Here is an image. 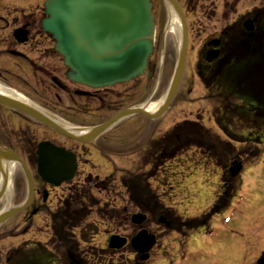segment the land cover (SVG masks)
I'll use <instances>...</instances> for the list:
<instances>
[{"label":"rangeland","instance_id":"obj_1","mask_svg":"<svg viewBox=\"0 0 264 264\" xmlns=\"http://www.w3.org/2000/svg\"><path fill=\"white\" fill-rule=\"evenodd\" d=\"M2 1L14 9L3 11L4 41L0 48L4 50L0 49V62L4 68L0 69L3 79L0 78L1 87L15 90L30 105L54 116L58 122L81 129H89L128 108L143 106L147 108L152 103H157L158 106L162 104L177 67L182 37L179 19L177 18L178 31L170 25L174 13L166 0H151L159 33L155 51L150 58V77L144 75L132 82L105 89L75 85L66 79V68L61 56L54 51L53 41L44 35L45 33L39 34L34 29L37 24L43 32L41 20L45 16L46 0ZM262 1L256 0L258 3ZM219 4L220 2L218 7H210L213 15L210 22L201 19L202 14L198 16L196 13L191 14V10L185 11L189 45L183 82L186 81L190 85L192 82L193 94L177 93L169 110L158 120H151L139 114L121 121L94 143L93 146L101 147L103 156L92 146L83 148L84 154L79 160L77 176L72 182L74 185L76 181L87 177L114 178L116 191L109 199L113 206L111 211H117L118 218L120 213L122 218L127 219L131 228V217L140 213V210L136 209L133 200L129 203L128 199L126 200L122 186L118 182L122 177L128 181L137 179L139 182L149 183L152 190L150 188L148 190L156 193L153 195L160 196L165 206L167 204L170 208L174 207V210H168L170 215L183 222L185 225L181 226H185L184 230L187 232L181 230L182 234L178 238L177 234L172 233L173 227H167L163 222H159L160 219L154 215L147 216L144 227L155 234L158 241L150 251L151 258L146 264H168L165 261H169L166 258L170 257L175 258L170 261L181 262L215 261L224 257L225 251L235 248L240 243L244 244L242 261H251L255 251L264 248V144L261 143L260 148H257L251 143L230 140L212 118V113L217 114L219 118L222 117L218 110L221 106L214 105L215 95L207 92L193 75L197 54L199 50H205L203 41L205 33L222 18L223 10ZM245 6L247 4L241 8ZM22 23L29 24L30 37L25 44L18 43L13 36L14 31L23 26ZM204 24L206 26L202 33L197 32L196 30L202 29L198 26ZM5 49H13L21 55H13ZM52 77L65 86L67 91L65 94L55 88L50 80ZM81 91H87L92 96L80 100L75 96V92ZM224 113L226 116L220 118L225 121L222 125L227 126L235 137L244 136L247 133L243 125L245 119L241 120L235 113L231 115V111ZM190 119L195 120L199 126L192 135L188 134L187 130L186 120ZM233 119L236 121L228 123V120ZM14 129L19 131H13ZM26 135H29L30 140L33 139L36 145L43 141H51L75 153L83 147L79 142L59 135L32 118L0 105V145L14 149L27 161V156H33V150L28 149L30 140H23ZM17 136L20 137L19 144ZM238 157L247 168L242 173L240 183H237L239 180L237 178L239 190L236 197L231 196L233 201L228 209L226 205L221 204L223 187L220 167ZM31 169L33 175H36L34 163ZM152 174L154 177L147 182L146 178ZM8 177L11 179L10 188L0 201V212L8 206L20 204L27 196V182L21 166L12 165V172ZM69 196L70 192H67V187L63 184L55 191L53 202L43 206L42 213L38 216L27 218L20 213L12 217L0 226V231L8 232L6 234L8 237L6 236L0 245L8 246L16 241L23 242L32 236L48 241L49 237H52L48 213L58 210V207L63 205L60 204L61 201L64 202ZM135 196L141 197L139 192ZM227 199L229 206L231 199L230 197ZM200 215L201 217L197 218L200 220H196ZM103 217L105 216L99 218L97 214H93L87 218L80 217V220L77 217L69 219L68 224L75 225L71 230L79 235L76 240L80 243L77 248L74 247V251L71 250L70 255L73 252L78 261L82 259L87 261L86 264H131L128 261H137L129 247L120 250L110 249L108 246L111 234L130 237L129 224H123L125 220L122 218L114 224V221L111 223ZM169 217L165 214V218ZM195 222L196 228L207 223V229L211 227V233L204 229L195 232L194 229L195 233L190 236L191 231L188 232L187 224L194 226ZM14 234L18 235L16 240L12 238ZM71 234L75 238V234ZM71 237L69 238L72 239ZM57 246L58 251L64 250V247ZM183 255L185 259L179 258ZM69 261L74 260L68 257L67 262H58L70 264ZM181 262L173 264H188Z\"/></svg>","mask_w":264,"mask_h":264},{"label":"water","instance_id":"obj_2","mask_svg":"<svg viewBox=\"0 0 264 264\" xmlns=\"http://www.w3.org/2000/svg\"><path fill=\"white\" fill-rule=\"evenodd\" d=\"M166 1L179 17L183 33L174 77L165 99L155 113L149 112L145 106L128 108L112 119L82 133L80 129L68 130L52 116L2 93L0 104L83 143L95 141L115 124L135 114H142L153 120L162 117L181 82L188 44L187 26L180 6L176 0ZM152 6L150 0H47L45 3L47 17L43 19L42 27L55 40V50L62 55L64 64L69 68L68 79L91 88H103L129 82L148 70V59L153 52L156 38ZM248 29L252 27L248 26ZM14 35L20 43L28 39V32L23 28L17 29ZM250 37H254L253 33ZM218 55V51H209L207 59L211 61ZM37 155L38 173L44 181L59 186L73 178L77 170L75 154L50 142H42L38 145ZM8 162L22 166L28 183V199L23 206L0 214V225L27 208L34 196L33 177L25 162L14 151L0 147V175L4 179V184L0 188V198L7 187L8 176L5 167ZM241 169L242 164L235 161L230 170L235 176ZM145 219L146 216L141 213L132 216V222L137 225H141ZM126 242L125 238L112 236L110 247L120 249ZM155 243V236L145 229L140 230L131 239L132 248L141 254L142 260L149 258V251ZM262 261L264 260L259 263L263 264Z\"/></svg>","mask_w":264,"mask_h":264},{"label":"flooded vegetation","instance_id":"obj_3","mask_svg":"<svg viewBox=\"0 0 264 264\" xmlns=\"http://www.w3.org/2000/svg\"><path fill=\"white\" fill-rule=\"evenodd\" d=\"M184 10H191V14L196 13V15L201 16L210 22L211 12L210 7H218V2H220V7L223 10V15L219 23L215 24L209 28V32L205 33L203 41L207 44V49L219 50L220 56L217 60L207 61L202 59L200 61V52L197 54V61L194 66L195 78H197L200 83L204 86L207 92H211L208 85L212 87L211 84H205L206 79L210 78H220L221 80V90L223 92L222 98L219 99L221 116L225 117L227 111L236 112L238 108H233L234 106H239L242 104L255 106L257 111L259 107L264 109V0L260 3L256 0H177ZM251 1V2H250ZM2 0H0V45L3 46V11L8 9H14L10 6H6ZM247 4L245 8H241L242 5ZM9 5V4H7ZM236 10V12H235ZM11 12H9L10 14ZM186 14V12H185ZM156 16V15H155ZM213 16V15H212ZM213 19V17L211 18ZM203 24V23H202ZM23 26L29 31V24L22 23ZM253 27L252 32L255 35L253 40L249 39L250 30L248 26ZM158 26V24H157ZM206 24L199 25L198 27L202 28L196 30L197 32L202 33L203 28ZM30 33V31H29ZM159 33V30H158ZM192 25H191V34H192ZM30 35V34H29ZM158 40V39H157ZM217 43V44H214ZM243 43L246 47L243 48ZM3 51V48H0ZM6 51L13 52V49H5ZM12 54V53H11ZM1 61V60H0ZM198 62V63H197ZM221 66L220 72H217L216 69ZM4 68L0 62V69ZM7 68V66H6ZM5 68V69H6ZM218 74V75H217ZM150 74L148 73L147 77ZM201 75L203 81L201 80ZM0 78L2 79V72L0 71ZM256 80H259L256 81ZM192 85V82H191ZM182 82L178 93L180 95L193 94V85ZM55 88H58L63 94L66 93L65 86L60 83L59 86L55 85ZM61 100V98H58ZM255 109V110H256ZM255 112L257 117L261 116L260 113ZM224 115V116H223ZM230 115V116H231ZM252 115V113H251ZM237 116V114H236ZM228 118V117H227ZM226 118V119H227ZM224 120V119H223ZM191 123H193L191 125ZM199 126L195 120H189L187 125V130L191 134V131H195ZM223 133L226 132L223 130ZM82 145L81 150L77 151L78 162L80 157L84 154V149L87 146H92L98 150L103 156L101 147L93 146L94 144ZM73 151V150H72ZM240 158V157H239ZM231 161L225 162L221 165L222 175L224 179L222 180V197H225L228 194H231L235 191L237 184V178H233L229 172V166ZM35 181V197L33 203L29 208L22 211L23 216L27 218H33L38 216L42 212V207L49 205L53 202L54 193L58 189L50 185L49 183L43 181L36 171L34 175ZM65 184L67 187V192L72 193L75 188L79 191L81 188L79 185H82L83 182L76 181V183ZM63 194V193H62ZM64 195V194H63ZM67 196V194H66ZM222 203V201H221ZM39 206V207H38ZM63 207L67 209H60L50 211L48 213L49 218L54 219L56 213L67 214L71 213L69 209L71 208V203L65 201ZM69 208V209H68ZM86 214L97 213L93 208H88L83 211ZM173 224L172 233L177 234V237L181 235V227L175 225L176 221L170 219ZM56 226L51 227L52 237H49L47 240L36 239V237H28V239L23 242L16 241L8 246L0 245V264H59L58 261H68V251L67 248L70 244V248L78 246L79 242L76 240V237L79 236L76 233L75 238H72L69 241L67 235V229L60 227L56 229ZM8 232L0 231V242L8 235ZM6 237V238H7ZM13 239H17L18 235L14 234ZM176 239V237L174 236ZM53 244L60 245L64 247L62 252L58 251V246H53ZM224 257L218 258L215 261H185L188 264H258V260L264 257V248L258 249L255 251L251 261H242L244 255V244L240 243L236 245L235 248L225 251L223 253ZM191 259V256H189ZM169 259H172L171 257ZM168 264L175 263V261H165ZM87 261H75L73 264H86Z\"/></svg>","mask_w":264,"mask_h":264},{"label":"trees","instance_id":"obj_4","mask_svg":"<svg viewBox=\"0 0 264 264\" xmlns=\"http://www.w3.org/2000/svg\"><path fill=\"white\" fill-rule=\"evenodd\" d=\"M219 81H220V79L217 80V82H216L217 85H220L221 82H219ZM85 98H89V97H85ZM255 109H256V107L251 106V105H242L241 106L240 112L241 113H242V111L244 112V114H243L244 118H242V120L245 119L244 120L245 122L243 121L244 122L243 125H244V130L247 129V133L241 137H235L234 135H229L232 137L233 140L242 141L246 144L251 143L254 146L264 142V109L262 107H259L258 111H257V109L256 110ZM256 111L258 113H260L261 116L257 117V115H255ZM251 113H252V115H251ZM229 122L232 123V121H229ZM240 123L242 124V122H240ZM16 134H18V133H16ZM16 140L19 144L20 137L17 136ZM23 140L29 141L30 139L26 135V136H24ZM28 145H29L28 149L33 150V156L35 158V145L31 143V140L29 141ZM138 182L139 181L137 179H133L132 185L134 186V189L137 186ZM93 183L95 184L94 186H96V187L100 186V183H98V182H93ZM148 189H149V187L147 185L145 190H141V192H140L141 197H132L131 200H133V202H135L134 204L139 208H148V209L153 210V208L159 206V202L157 201V199L155 197L153 198V200L151 202H148L144 199L146 191H150ZM87 197L90 198L89 189L83 191L81 194L78 193L77 195H75V197L73 199V204L75 206H77V204L79 205L80 203L83 204V199L87 198ZM145 204H147V205H145ZM146 206H148V207H146ZM214 209L215 208H213V210ZM101 214H102V216H105L103 218H105L106 220H109V221L111 220L110 221L111 223H113L112 221H114V224L118 223L121 220L120 218H122L120 213L118 214V216H120L119 218L116 216L117 211H111L110 213L106 212V213H101ZM76 216H77V219L80 220V217H84V214L80 212ZM68 217H70V216L66 212H64V214L56 213V215H54V222L57 226L56 229H59L60 227L65 226L66 225L65 223L68 224V220L71 218V217L70 218H68ZM122 220H125V218H122ZM196 220L199 221L200 219H196ZM127 223H128V221L126 219L123 224H127ZM187 226L191 227L190 224H187ZM194 226H196V222H195ZM194 228H196V227H194Z\"/></svg>","mask_w":264,"mask_h":264},{"label":"bare ground","instance_id":"obj_5","mask_svg":"<svg viewBox=\"0 0 264 264\" xmlns=\"http://www.w3.org/2000/svg\"><path fill=\"white\" fill-rule=\"evenodd\" d=\"M170 25H172V27L175 28L177 31L179 30V28H178L179 27V21H178L177 17L175 16V14H172V16H171ZM0 92L5 93L8 96H13V97L21 99L22 101H25L22 96H20L15 90H12L11 88H6V87L0 86ZM158 108H159V106L157 103L149 104V106L147 107L148 111L151 113H155V111H157ZM59 124H61L63 127H65L68 130H73V128L66 123L64 124V123L59 122ZM11 164L13 165V163H11ZM11 164L6 166L7 174H10L12 172V165ZM3 184H4V182H3Z\"/></svg>","mask_w":264,"mask_h":264}]
</instances>
